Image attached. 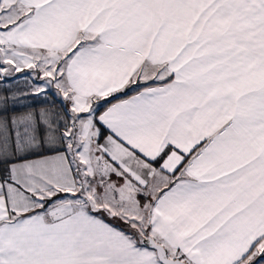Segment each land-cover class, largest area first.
Segmentation results:
<instances>
[{"label":"snow or ice","instance_id":"snow-or-ice-1","mask_svg":"<svg viewBox=\"0 0 264 264\" xmlns=\"http://www.w3.org/2000/svg\"><path fill=\"white\" fill-rule=\"evenodd\" d=\"M16 74L0 264H264V0H0Z\"/></svg>","mask_w":264,"mask_h":264},{"label":"crops","instance_id":"crops-1","mask_svg":"<svg viewBox=\"0 0 264 264\" xmlns=\"http://www.w3.org/2000/svg\"><path fill=\"white\" fill-rule=\"evenodd\" d=\"M17 76H20V80L17 81L15 79V77L13 78H8V79H5L3 80L2 82H0V91H3L4 89H10V90H15L18 86L19 87H26V84L25 82L23 81V77L21 74H16ZM36 83H40V81H36ZM27 102H30V103H36V104H39L40 101L39 100H36V101H32V100H29ZM110 223H114V222H111L109 221ZM118 227V226H117ZM121 227V226H120Z\"/></svg>","mask_w":264,"mask_h":264},{"label":"trees","instance_id":"trees-1","mask_svg":"<svg viewBox=\"0 0 264 264\" xmlns=\"http://www.w3.org/2000/svg\"><path fill=\"white\" fill-rule=\"evenodd\" d=\"M111 222H114V224L116 225V226H118V227H123V225H121L118 221H111Z\"/></svg>","mask_w":264,"mask_h":264}]
</instances>
